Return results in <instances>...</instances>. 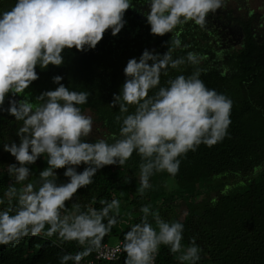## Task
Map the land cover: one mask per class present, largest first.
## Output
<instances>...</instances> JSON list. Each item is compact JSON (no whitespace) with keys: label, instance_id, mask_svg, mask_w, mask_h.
Wrapping results in <instances>:
<instances>
[{"label":"clouds","instance_id":"1","mask_svg":"<svg viewBox=\"0 0 264 264\" xmlns=\"http://www.w3.org/2000/svg\"><path fill=\"white\" fill-rule=\"evenodd\" d=\"M142 4L149 9L144 14L150 33L164 36L190 21L203 29L208 15L226 7V0H144ZM132 7L131 0H16L10 10L0 12V112L22 122L16 133L19 143H3V150L15 158L8 164V175L22 187L9 185L0 198V245L15 247L26 237L55 236L60 244L76 242L82 249L62 255L60 264H81L101 250L105 236L121 222V204L115 198L100 199V209L82 211L75 204L73 211L67 210V202L91 185L100 169L123 167L135 152L140 157L136 192L143 197L152 188L153 175L176 176L181 157L228 136L233 102L206 86L200 78L204 69L195 67L190 75H177L161 86V75L168 76L169 68L198 66L204 59L191 51L173 59L176 48L190 47L182 45L178 36L165 42L169 47L163 54L144 49L139 60L127 61L125 80L109 104L119 110L115 116L119 136L113 135L112 143L88 140L94 120L80 106L88 103L91 93L70 90L61 83L62 76L52 77L58 85L54 90L35 96L38 103L25 94L39 79L37 66H61L66 48L95 49L107 30L113 36L121 31ZM41 157L47 167L39 171L37 181L25 184L33 174L30 165ZM82 164L83 171H77ZM61 168L68 178L64 183L58 182ZM130 181L126 177L124 183ZM140 212V222L124 233L125 264H155L161 245L178 254L180 264H197L201 249L195 238L186 248L182 245V222H166L151 205L141 206Z\"/></svg>","mask_w":264,"mask_h":264},{"label":"trees","instance_id":"2","mask_svg":"<svg viewBox=\"0 0 264 264\" xmlns=\"http://www.w3.org/2000/svg\"><path fill=\"white\" fill-rule=\"evenodd\" d=\"M248 1L226 0V7L208 15L203 29L190 21L173 33L155 36L146 21L144 13L149 9L142 4L144 0H131L134 7L126 11V23L117 35L107 30L95 49L66 48L61 66H37L39 79L25 93L33 103H38L34 98L41 92L58 87L52 81L55 75L62 76L61 83L70 90L91 93L88 103L80 106L97 123L88 138L90 142L103 138L112 143V136H119L120 126L115 121L118 106L112 108L109 104L125 80L123 69L127 61L133 57L139 60L144 49L163 54L169 47L165 42L177 36L182 45L190 47L176 48L173 59L186 57L189 51L204 59L198 66L169 68L168 76L161 75V86H166L168 79L188 76L199 67L205 70L200 78L206 86L233 102L228 136L212 147L201 144L197 151L181 157L176 176L167 172L153 175L152 188L143 197L136 192L140 157L135 152L123 167L105 166L91 185L78 190L73 200L67 202L68 212L73 211L75 204L86 211L88 207L100 209V199L120 201L121 222L102 243L120 241L123 245L124 233L130 225L140 222L141 206L151 205L166 222L179 220L184 224L181 243L185 248L195 238L201 249L197 264H264V17L253 8L247 9ZM15 3L16 0H0V12L10 10ZM21 123L7 112H0V198L9 185L22 187L15 185L14 177L10 178L7 172L8 164L14 163L15 158L3 150V143H19L16 133ZM45 167L46 159L39 158L30 165L33 174L24 183L37 181L39 171ZM84 167L80 165L77 171ZM64 171L57 170L59 183L68 180ZM126 177H131L129 183H124ZM81 250L76 242L60 244L55 236H30L15 247L0 245V264H60L62 255ZM94 254L84 259H93ZM177 255L161 245L155 264H180ZM125 259L122 250L114 263L125 264Z\"/></svg>","mask_w":264,"mask_h":264},{"label":"built area","instance_id":"3","mask_svg":"<svg viewBox=\"0 0 264 264\" xmlns=\"http://www.w3.org/2000/svg\"><path fill=\"white\" fill-rule=\"evenodd\" d=\"M122 253V245L120 241L108 243H102V248L100 251L95 252L93 259L81 261V264H104L105 262H112L110 264H118L114 263L120 258V254Z\"/></svg>","mask_w":264,"mask_h":264},{"label":"rangeland","instance_id":"4","mask_svg":"<svg viewBox=\"0 0 264 264\" xmlns=\"http://www.w3.org/2000/svg\"><path fill=\"white\" fill-rule=\"evenodd\" d=\"M248 7L247 9L250 7L254 9V12H258V13H261L263 14V17H264V0H249L248 1ZM241 12L243 13L244 12V9L241 10ZM85 114H88V115H91L93 117V115L89 112V111H86L84 112ZM94 120V118H93ZM97 126V123L94 121V125H93V131H94V128Z\"/></svg>","mask_w":264,"mask_h":264}]
</instances>
